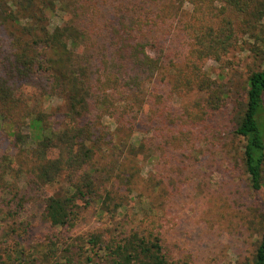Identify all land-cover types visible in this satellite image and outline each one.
I'll return each instance as SVG.
<instances>
[{
    "label": "trees",
    "instance_id": "trees-1",
    "mask_svg": "<svg viewBox=\"0 0 264 264\" xmlns=\"http://www.w3.org/2000/svg\"><path fill=\"white\" fill-rule=\"evenodd\" d=\"M10 3L3 13L0 0V19L14 28L0 37V128L10 136L0 131V230L8 239L0 264H193L175 258L152 213L124 236L96 232L70 245L60 234L44 253H25L30 224L19 215L62 180L64 194L41 197L40 216L50 227L67 234L92 208L115 222L132 192L130 177L114 174L117 151L135 132L150 142L128 145L129 165H122L132 173L143 160L159 168L171 150L198 159V143L214 147L227 169H241L260 207L250 223L257 245L240 264H264V0H61L70 17L53 31L44 0ZM233 51L249 54L255 67L232 97L205 64L227 67ZM190 96L174 109V99ZM50 97L62 106L45 109L40 99ZM227 118L232 137L209 139ZM32 121L37 142L27 133ZM163 178L178 181L172 173Z\"/></svg>",
    "mask_w": 264,
    "mask_h": 264
},
{
    "label": "rangeland",
    "instance_id": "rangeland-1",
    "mask_svg": "<svg viewBox=\"0 0 264 264\" xmlns=\"http://www.w3.org/2000/svg\"><path fill=\"white\" fill-rule=\"evenodd\" d=\"M10 1L3 0L1 7L3 13L10 11L12 7ZM44 1L45 3L40 6L45 8L48 5L45 9V24L50 31H53L61 27L63 21H68L70 16L61 10V0ZM184 11L189 13V8L186 6ZM23 21L29 22V20ZM13 30L9 22L2 23L0 19L1 38L6 37V34ZM148 53L153 55L151 50H148ZM227 60L229 62L227 67L208 61L205 69L208 70L211 78L223 85L226 93L233 97L237 92L243 91L249 70L254 69L255 63L249 54L238 51L231 52ZM166 91V87L161 90V92ZM193 98L195 96L174 99L176 100H173L174 109L181 111L179 106L183 103H191ZM40 104L47 110L62 106L61 100L57 97L40 99ZM232 126L228 118L219 122L218 129L211 132L209 139L215 137L224 141L225 138H231ZM38 127V123L32 121L30 128L27 129L28 134H34L35 142L41 138ZM0 131L9 140L6 127ZM138 139L150 142L148 134L135 132L117 151L120 156L116 160L114 174L118 172L121 176H129L131 186L127 185V187L132 192L126 198L115 222L98 217L92 208L80 214L77 224L67 234L61 229L50 227L40 216L41 197L64 194L66 184L62 180L45 187L40 193V200L28 203L19 215L18 221L30 224L23 241L25 253L33 249L37 250L36 254L44 253L49 238L61 236L60 234L63 235L66 244L70 245L79 244V239L86 240L96 232L109 231L114 236L118 234L124 236L137 228L146 213H152L159 224V231L166 246L172 250L177 260L193 264H240L244 260H251L259 237L250 224L254 219L252 210L259 208L260 202L257 195L247 187L246 176L241 169L229 164L228 170L227 165L222 164L221 159L214 155V147L208 143L201 145L198 143L195 149L204 154L198 159L192 151L188 152V155L187 152L171 150L168 155H163L158 160L159 168L157 166L156 169L155 165L158 164L156 161L143 160L132 173L122 165L123 158L127 153L128 145ZM226 143L228 148L231 140L228 139ZM28 145H33L29 139ZM124 165L128 166V161H125ZM164 165L168 171H164L159 177L158 171H163ZM111 167L112 165L108 166V169ZM167 173H172L175 181L178 180L174 185L163 178ZM153 176H156V180L155 178L152 180ZM123 182L127 181L124 179ZM4 230L5 227L0 230V248L8 244ZM58 259L51 261V264H66L63 258Z\"/></svg>",
    "mask_w": 264,
    "mask_h": 264
}]
</instances>
